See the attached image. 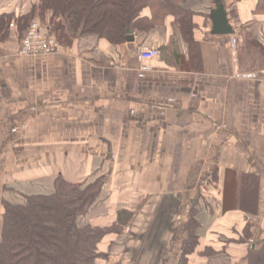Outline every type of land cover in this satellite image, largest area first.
Returning <instances> with one entry per match:
<instances>
[{
    "label": "crops",
    "instance_id": "crops-1",
    "mask_svg": "<svg viewBox=\"0 0 264 264\" xmlns=\"http://www.w3.org/2000/svg\"><path fill=\"white\" fill-rule=\"evenodd\" d=\"M216 1H184L192 42L167 16L131 42L67 31L57 53L24 56L17 19L39 0H0V225L5 199L102 178L83 217L116 228L98 264H178L192 212L212 254L191 264H246L264 239V13L219 0L233 33L214 35Z\"/></svg>",
    "mask_w": 264,
    "mask_h": 264
},
{
    "label": "trees",
    "instance_id": "trees-1",
    "mask_svg": "<svg viewBox=\"0 0 264 264\" xmlns=\"http://www.w3.org/2000/svg\"><path fill=\"white\" fill-rule=\"evenodd\" d=\"M184 1L39 0L30 14L17 21L23 28L22 39L37 13L61 43L69 42V33L92 34L114 43L124 41L128 27L148 30L170 16L182 37L192 42L193 13L184 6ZM47 11L52 13L49 22ZM256 11L264 13V0H258ZM101 194L102 178L90 183H71L57 176L49 193L5 199L0 225V264H98L97 259L103 255L97 245L116 228L93 226L83 222V217ZM196 228L192 212L184 224L178 264H191L190 259L196 253L212 254L207 249L196 252ZM246 264H264V239L248 251Z\"/></svg>",
    "mask_w": 264,
    "mask_h": 264
},
{
    "label": "built area",
    "instance_id": "built-area-1",
    "mask_svg": "<svg viewBox=\"0 0 264 264\" xmlns=\"http://www.w3.org/2000/svg\"><path fill=\"white\" fill-rule=\"evenodd\" d=\"M60 45L57 37L49 31V26L34 18L28 24L17 54L24 56L55 54ZM158 55L159 51L155 48L141 47L139 50L141 59H151Z\"/></svg>",
    "mask_w": 264,
    "mask_h": 264
},
{
    "label": "water",
    "instance_id": "water-1",
    "mask_svg": "<svg viewBox=\"0 0 264 264\" xmlns=\"http://www.w3.org/2000/svg\"><path fill=\"white\" fill-rule=\"evenodd\" d=\"M210 20L212 22V33L214 35L233 33L225 8L219 0L216 1V7L210 13ZM125 32L126 41H133L132 30L128 27Z\"/></svg>",
    "mask_w": 264,
    "mask_h": 264
},
{
    "label": "rangeland",
    "instance_id": "rangeland-1",
    "mask_svg": "<svg viewBox=\"0 0 264 264\" xmlns=\"http://www.w3.org/2000/svg\"><path fill=\"white\" fill-rule=\"evenodd\" d=\"M59 42H60V40H59ZM60 44H61V42H60ZM263 61H264V56H261L260 57ZM49 193V192H48ZM196 214H194V216H195ZM198 228V227H197ZM197 228H196V230H197Z\"/></svg>",
    "mask_w": 264,
    "mask_h": 264
}]
</instances>
